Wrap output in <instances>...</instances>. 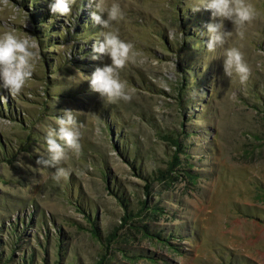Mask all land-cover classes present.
<instances>
[{
    "label": "rangeland",
    "instance_id": "374dc122",
    "mask_svg": "<svg viewBox=\"0 0 264 264\" xmlns=\"http://www.w3.org/2000/svg\"><path fill=\"white\" fill-rule=\"evenodd\" d=\"M50 2L0 0V30L39 51L20 95L0 88V264H264V0H247L243 37L225 22L252 70L243 84L207 52L210 11L118 0L113 30L135 55L119 70L131 99L114 103L74 82L110 62L91 59L102 29L88 0L67 19ZM63 109L81 152L57 182L36 161Z\"/></svg>",
    "mask_w": 264,
    "mask_h": 264
},
{
    "label": "clouds",
    "instance_id": "9594fccd",
    "mask_svg": "<svg viewBox=\"0 0 264 264\" xmlns=\"http://www.w3.org/2000/svg\"><path fill=\"white\" fill-rule=\"evenodd\" d=\"M188 3L193 11L206 10L211 13V22L206 26L209 37L206 49L212 54L211 59L222 58L224 76L231 78L235 75L242 84L245 83L252 70L238 47H225L233 34L232 30L226 28L225 22L231 21L232 29L243 37L242 29L256 15L253 6L247 0H188ZM88 4L93 9V23L102 29L99 39L92 44L91 59L107 58L110 62L103 63L90 75L74 82L87 80L92 91L98 93L107 103L121 99L130 100L126 85L120 79L119 70L135 55L132 52L133 45L121 39L118 31L113 30L114 22L118 23L124 18L121 5L118 0H112L111 3L107 0H88ZM77 5L78 0H52L49 10L53 17L58 14L67 19L73 15V6ZM81 10L79 7L78 14ZM9 19H15V16H10ZM217 50H220L219 57L216 55ZM38 56V44L31 35L22 36L14 28L0 30V88L13 97L20 95L33 77ZM161 86L167 87L164 83ZM62 113L55 119L54 125L46 128V147L36 161L44 168L54 169L52 179L57 182L66 180L71 175V169L61 166L69 158V152L76 156L81 152V132L75 111L63 109Z\"/></svg>",
    "mask_w": 264,
    "mask_h": 264
},
{
    "label": "trees",
    "instance_id": "16d2710c",
    "mask_svg": "<svg viewBox=\"0 0 264 264\" xmlns=\"http://www.w3.org/2000/svg\"><path fill=\"white\" fill-rule=\"evenodd\" d=\"M46 21V20H45Z\"/></svg>",
    "mask_w": 264,
    "mask_h": 264
}]
</instances>
